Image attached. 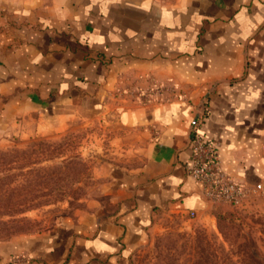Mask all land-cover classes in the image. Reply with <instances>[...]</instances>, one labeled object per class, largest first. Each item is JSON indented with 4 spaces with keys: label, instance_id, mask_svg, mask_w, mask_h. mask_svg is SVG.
I'll return each instance as SVG.
<instances>
[{
    "label": "crops",
    "instance_id": "0c3cea01",
    "mask_svg": "<svg viewBox=\"0 0 264 264\" xmlns=\"http://www.w3.org/2000/svg\"><path fill=\"white\" fill-rule=\"evenodd\" d=\"M5 116L94 119L115 108L138 161L111 208L76 228L0 242V264H131L158 211L204 214L190 127L226 172L264 176V0H48L0 7ZM17 259L15 262L14 260Z\"/></svg>",
    "mask_w": 264,
    "mask_h": 264
},
{
    "label": "rangeland",
    "instance_id": "374dc122",
    "mask_svg": "<svg viewBox=\"0 0 264 264\" xmlns=\"http://www.w3.org/2000/svg\"><path fill=\"white\" fill-rule=\"evenodd\" d=\"M41 1L48 0H0V7ZM3 109L0 103V242L74 229L112 207L113 171L138 161L115 108L94 119L14 117ZM230 242H256L264 254V176L244 186L238 202H209L198 216L158 211L130 261L196 264L215 250L223 264H239Z\"/></svg>",
    "mask_w": 264,
    "mask_h": 264
},
{
    "label": "built area",
    "instance_id": "2783aa9c",
    "mask_svg": "<svg viewBox=\"0 0 264 264\" xmlns=\"http://www.w3.org/2000/svg\"><path fill=\"white\" fill-rule=\"evenodd\" d=\"M205 113L206 110L199 112L192 123L189 139L191 154L186 169L200 184L207 202L236 203L244 192V186L248 184L235 179L224 170L215 145L201 131ZM190 213L195 214L194 211Z\"/></svg>",
    "mask_w": 264,
    "mask_h": 264
},
{
    "label": "trees",
    "instance_id": "16d2710c",
    "mask_svg": "<svg viewBox=\"0 0 264 264\" xmlns=\"http://www.w3.org/2000/svg\"><path fill=\"white\" fill-rule=\"evenodd\" d=\"M235 244V245H234ZM235 246V253L239 255V264H264V254L261 253L256 242H230ZM231 258L227 256L229 261ZM225 261V260H224ZM227 263V262H226ZM196 264H223L220 256H217L215 250H212L208 257L196 261Z\"/></svg>",
    "mask_w": 264,
    "mask_h": 264
},
{
    "label": "water",
    "instance_id": "95a60500",
    "mask_svg": "<svg viewBox=\"0 0 264 264\" xmlns=\"http://www.w3.org/2000/svg\"><path fill=\"white\" fill-rule=\"evenodd\" d=\"M197 115H198V114H197ZM193 122H194V121H193ZM193 122H192V123H193ZM191 128H192V124H191V127H190V131H191ZM189 139H190V136H189Z\"/></svg>",
    "mask_w": 264,
    "mask_h": 264
}]
</instances>
